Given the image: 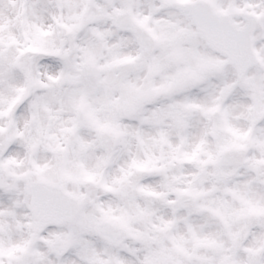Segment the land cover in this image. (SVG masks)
<instances>
[{
	"label": "snow or ice",
	"instance_id": "snow-or-ice-1",
	"mask_svg": "<svg viewBox=\"0 0 264 264\" xmlns=\"http://www.w3.org/2000/svg\"><path fill=\"white\" fill-rule=\"evenodd\" d=\"M0 264H264V0H0Z\"/></svg>",
	"mask_w": 264,
	"mask_h": 264
}]
</instances>
